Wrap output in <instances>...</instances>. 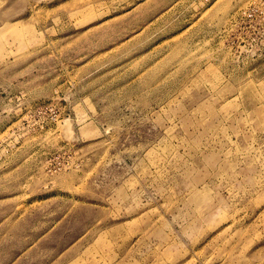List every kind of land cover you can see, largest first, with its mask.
<instances>
[{
	"label": "rangeland",
	"instance_id": "1",
	"mask_svg": "<svg viewBox=\"0 0 264 264\" xmlns=\"http://www.w3.org/2000/svg\"><path fill=\"white\" fill-rule=\"evenodd\" d=\"M249 1L0 0V264H264Z\"/></svg>",
	"mask_w": 264,
	"mask_h": 264
},
{
	"label": "built area",
	"instance_id": "2",
	"mask_svg": "<svg viewBox=\"0 0 264 264\" xmlns=\"http://www.w3.org/2000/svg\"><path fill=\"white\" fill-rule=\"evenodd\" d=\"M248 5L249 7L243 11V14H245L246 17L252 19L255 16L256 11L260 9V13L263 14L261 18L264 19V0H250ZM261 6L263 8H261Z\"/></svg>",
	"mask_w": 264,
	"mask_h": 264
}]
</instances>
